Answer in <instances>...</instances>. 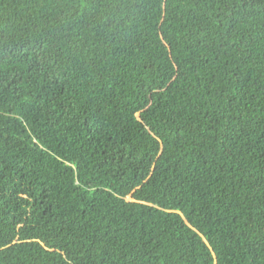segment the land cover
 <instances>
[{"label":"trees","instance_id":"1","mask_svg":"<svg viewBox=\"0 0 264 264\" xmlns=\"http://www.w3.org/2000/svg\"><path fill=\"white\" fill-rule=\"evenodd\" d=\"M0 264H264V0H0Z\"/></svg>","mask_w":264,"mask_h":264}]
</instances>
